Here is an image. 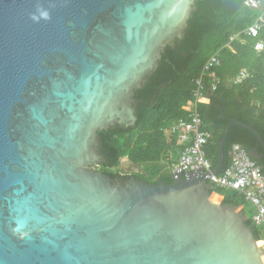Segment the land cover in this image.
Instances as JSON below:
<instances>
[{
	"label": "water",
	"instance_id": "obj_1",
	"mask_svg": "<svg viewBox=\"0 0 264 264\" xmlns=\"http://www.w3.org/2000/svg\"><path fill=\"white\" fill-rule=\"evenodd\" d=\"M193 3L0 0V264H264L246 215L207 179L231 126L264 148L252 124L231 119L215 168L169 184L94 170L97 130L134 125V90Z\"/></svg>",
	"mask_w": 264,
	"mask_h": 264
},
{
	"label": "trees",
	"instance_id": "obj_2",
	"mask_svg": "<svg viewBox=\"0 0 264 264\" xmlns=\"http://www.w3.org/2000/svg\"><path fill=\"white\" fill-rule=\"evenodd\" d=\"M245 2L194 0L183 36L162 49L156 68L134 90L132 97L137 101L134 125H112L97 130L101 172L113 179L134 177L148 183L163 180L167 184L173 181L170 168L179 156L180 147L167 130L174 121L187 117L183 106L192 98L193 79L199 76L205 61L216 51L221 60L220 65L214 67L218 76H234L240 70L248 71L250 76L231 87L219 86L211 92L206 89L209 102L198 103V112L210 133L205 150L211 168L217 164L219 141L231 119L252 124L264 140V50L254 48L257 40L264 42V32L257 37L241 32L260 12ZM237 33L239 35L230 40ZM204 80L208 85L209 78ZM234 143L241 144L248 152L256 149L261 154L253 158L264 174V148L257 144L253 132L240 125L231 126L225 140L223 168L229 165V150ZM125 157L138 167V171L128 173L116 169ZM208 190L222 195L223 204L243 206L244 224L260 244L264 233L252 220L251 204L232 188L210 183ZM247 205L252 208L250 215L245 211Z\"/></svg>",
	"mask_w": 264,
	"mask_h": 264
},
{
	"label": "built area",
	"instance_id": "obj_3",
	"mask_svg": "<svg viewBox=\"0 0 264 264\" xmlns=\"http://www.w3.org/2000/svg\"><path fill=\"white\" fill-rule=\"evenodd\" d=\"M245 3L260 12L252 24L241 32L257 37L260 32H264V0H246ZM238 35L239 33L234 34L230 40ZM254 48L257 51L264 50L263 40H257L254 43ZM220 63L218 51L208 57L199 76L193 79L192 98L187 100L183 106L187 117L174 121L167 130V133L174 135L175 143L180 147L179 156L176 162L171 165V173L179 170H211V163L205 150L210 133L206 130V124L198 112V103L206 97V89L211 92L216 91L219 86L231 87L250 76L246 70H240L234 76H218L214 67L219 66ZM205 77L209 78L208 85L205 83ZM229 157V165L223 168L219 174L208 176V182L223 188H232L242 195L254 209L253 222L262 227L264 233V174L261 166L239 143H234L231 146ZM259 241L262 242L260 248L264 250V237Z\"/></svg>",
	"mask_w": 264,
	"mask_h": 264
},
{
	"label": "rangeland",
	"instance_id": "obj_4",
	"mask_svg": "<svg viewBox=\"0 0 264 264\" xmlns=\"http://www.w3.org/2000/svg\"><path fill=\"white\" fill-rule=\"evenodd\" d=\"M122 169V170H124L125 172H128V173H131V172H135V171H138V167L136 166V165H134L133 163H131L126 157L125 158H123V159H121V162H120V165H119V167H117L116 169ZM96 169H99L98 167L97 168H95L94 170L96 171ZM172 174V173H171ZM222 198H223V196L222 195H220V199H219V201H222ZM242 205H240V206H237V208H236V211H237V213H241V215H243V209H242ZM252 208H251V206L250 205H247L246 206V212H248V215H250V210H251ZM262 243H260L259 244V246L261 245ZM262 249V248H261Z\"/></svg>",
	"mask_w": 264,
	"mask_h": 264
},
{
	"label": "bare ground",
	"instance_id": "obj_5",
	"mask_svg": "<svg viewBox=\"0 0 264 264\" xmlns=\"http://www.w3.org/2000/svg\"><path fill=\"white\" fill-rule=\"evenodd\" d=\"M212 194H213V193H212ZM210 198H211V196H210ZM211 199H212L213 201H215V202H219L220 195L214 193ZM261 243H262V242H261ZM257 245L259 246V244H257Z\"/></svg>",
	"mask_w": 264,
	"mask_h": 264
},
{
	"label": "crops",
	"instance_id": "obj_6",
	"mask_svg": "<svg viewBox=\"0 0 264 264\" xmlns=\"http://www.w3.org/2000/svg\"><path fill=\"white\" fill-rule=\"evenodd\" d=\"M203 103H208L209 102V98H208V96H206L204 99H203V101H202ZM260 144V143H259ZM259 157H261V154H258L257 153V157H255V158H259Z\"/></svg>",
	"mask_w": 264,
	"mask_h": 264
},
{
	"label": "flooded vegetation",
	"instance_id": "obj_7",
	"mask_svg": "<svg viewBox=\"0 0 264 264\" xmlns=\"http://www.w3.org/2000/svg\"><path fill=\"white\" fill-rule=\"evenodd\" d=\"M123 126H125V127H127L126 125H123ZM130 126V125H129ZM96 167H98V166H96ZM97 170H99V169H97ZM100 171V170H99ZM131 177H129L127 180H124V179H121V178H115V179H119L122 183H126V181H128L129 179H130ZM244 212V211H243ZM245 214V213H244ZM257 244H259V242H257Z\"/></svg>",
	"mask_w": 264,
	"mask_h": 264
}]
</instances>
